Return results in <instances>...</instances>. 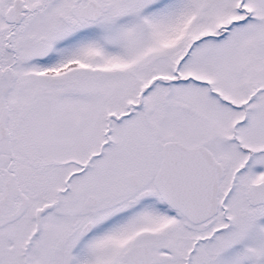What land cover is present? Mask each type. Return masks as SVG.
Here are the masks:
<instances>
[{
  "label": "snow or ice",
  "instance_id": "6c2138e0",
  "mask_svg": "<svg viewBox=\"0 0 264 264\" xmlns=\"http://www.w3.org/2000/svg\"><path fill=\"white\" fill-rule=\"evenodd\" d=\"M0 264H264V0H0Z\"/></svg>",
  "mask_w": 264,
  "mask_h": 264
}]
</instances>
